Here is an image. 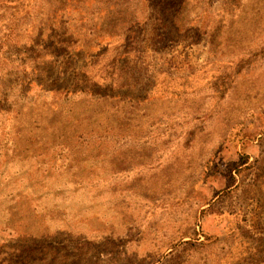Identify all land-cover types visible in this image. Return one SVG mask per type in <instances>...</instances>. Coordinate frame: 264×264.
<instances>
[{
    "label": "rangeland",
    "instance_id": "obj_1",
    "mask_svg": "<svg viewBox=\"0 0 264 264\" xmlns=\"http://www.w3.org/2000/svg\"><path fill=\"white\" fill-rule=\"evenodd\" d=\"M0 264H264V0H0Z\"/></svg>",
    "mask_w": 264,
    "mask_h": 264
}]
</instances>
